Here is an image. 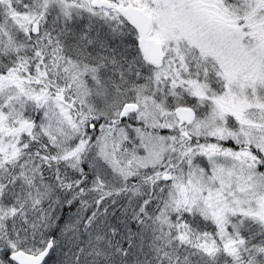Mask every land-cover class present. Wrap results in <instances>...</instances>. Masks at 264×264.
<instances>
[{
    "label": "snow or ice",
    "instance_id": "obj_1",
    "mask_svg": "<svg viewBox=\"0 0 264 264\" xmlns=\"http://www.w3.org/2000/svg\"><path fill=\"white\" fill-rule=\"evenodd\" d=\"M0 264H264V0H0Z\"/></svg>",
    "mask_w": 264,
    "mask_h": 264
}]
</instances>
